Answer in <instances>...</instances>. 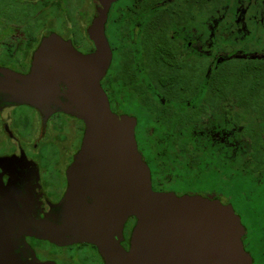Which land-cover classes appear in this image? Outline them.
Returning a JSON list of instances; mask_svg holds the SVG:
<instances>
[{"label":"flooded vegetation","instance_id":"obj_1","mask_svg":"<svg viewBox=\"0 0 264 264\" xmlns=\"http://www.w3.org/2000/svg\"><path fill=\"white\" fill-rule=\"evenodd\" d=\"M104 11L111 58L100 85L111 111L135 120L152 189L231 204L251 264H264V216L241 215L218 179L247 155L237 152L244 128L264 137V0H0V232L14 234L24 262L106 264L94 243L59 244L11 226L28 214L61 219L85 129L65 110L64 73L76 53L95 51L89 27ZM210 168L215 179H202ZM135 223L129 216L116 237L125 250Z\"/></svg>","mask_w":264,"mask_h":264},{"label":"water","instance_id":"obj_2","mask_svg":"<svg viewBox=\"0 0 264 264\" xmlns=\"http://www.w3.org/2000/svg\"><path fill=\"white\" fill-rule=\"evenodd\" d=\"M105 13L89 27L95 51L76 53L75 70L64 73L65 110L83 120L85 129L66 170L61 219L38 221L28 214L22 221L12 218V229L59 244L94 243L106 264H251L242 244L245 228L231 204L152 189L149 168L137 149L135 120L112 112L100 85L111 58L103 33ZM35 75L36 69L29 83L36 82ZM129 216L136 223L125 250L116 237L121 238ZM0 264L52 263L24 262L15 252L14 234L0 232Z\"/></svg>","mask_w":264,"mask_h":264},{"label":"trees","instance_id":"obj_3","mask_svg":"<svg viewBox=\"0 0 264 264\" xmlns=\"http://www.w3.org/2000/svg\"><path fill=\"white\" fill-rule=\"evenodd\" d=\"M244 130L247 132V138L243 140L242 147L237 149V152L247 155L236 157L233 173L228 169L218 168V179L221 180L220 185L223 184L226 188L223 194L233 202L239 201L241 215L264 216V137L261 133L263 129L247 127ZM200 169L205 170L204 167ZM214 171L215 169L212 168L211 171L210 168L206 175L201 176L202 179L214 180Z\"/></svg>","mask_w":264,"mask_h":264},{"label":"rangeland","instance_id":"obj_4","mask_svg":"<svg viewBox=\"0 0 264 264\" xmlns=\"http://www.w3.org/2000/svg\"><path fill=\"white\" fill-rule=\"evenodd\" d=\"M238 201V200H237ZM235 202V201H234ZM235 206H236V209H237V211L238 212H241L242 213V211H241V206H240V203H239V201H238V203L237 202H235ZM258 227L255 225V229H257ZM261 262H264L262 259L260 260Z\"/></svg>","mask_w":264,"mask_h":264}]
</instances>
